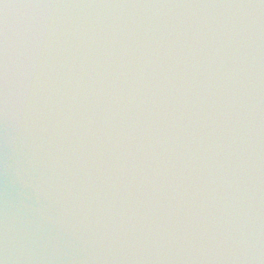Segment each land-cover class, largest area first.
I'll list each match as a JSON object with an SVG mask.
<instances>
[{
  "label": "water",
  "instance_id": "95a60500",
  "mask_svg": "<svg viewBox=\"0 0 264 264\" xmlns=\"http://www.w3.org/2000/svg\"><path fill=\"white\" fill-rule=\"evenodd\" d=\"M0 30V264H264V0H0Z\"/></svg>",
  "mask_w": 264,
  "mask_h": 264
},
{
  "label": "clouds",
  "instance_id": "9594fccd",
  "mask_svg": "<svg viewBox=\"0 0 264 264\" xmlns=\"http://www.w3.org/2000/svg\"><path fill=\"white\" fill-rule=\"evenodd\" d=\"M36 13L25 11L18 14L17 24L23 35L26 37L34 30L37 24Z\"/></svg>",
  "mask_w": 264,
  "mask_h": 264
},
{
  "label": "snow or ice",
  "instance_id": "6c2138e0",
  "mask_svg": "<svg viewBox=\"0 0 264 264\" xmlns=\"http://www.w3.org/2000/svg\"><path fill=\"white\" fill-rule=\"evenodd\" d=\"M6 53H7V41L4 37L2 30H0V73L6 69Z\"/></svg>",
  "mask_w": 264,
  "mask_h": 264
}]
</instances>
